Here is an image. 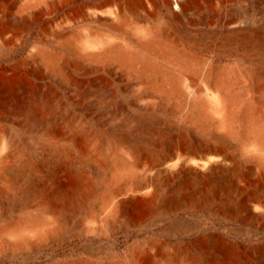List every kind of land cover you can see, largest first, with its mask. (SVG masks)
Instances as JSON below:
<instances>
[{
  "label": "bare ground",
  "instance_id": "1",
  "mask_svg": "<svg viewBox=\"0 0 264 264\" xmlns=\"http://www.w3.org/2000/svg\"><path fill=\"white\" fill-rule=\"evenodd\" d=\"M175 1L177 9L169 1L161 8L169 21L191 15L205 21L212 14L207 5L212 0ZM218 1L225 5L226 18L257 9L262 17H249L264 21V0ZM155 3L0 0V116L17 114L34 131L27 138L0 132V193L21 189L19 199L29 198L33 209L0 227V249L16 251L55 238L63 231L58 207L72 198L81 209L88 199H101L106 220L126 208L141 209V201L160 190L164 211L179 209L186 203L179 197L186 188L221 197L228 202L220 207L222 213H245L263 221L264 229V59L215 62L189 51L177 30L154 18L160 12ZM23 33L32 41L20 49ZM11 44L15 48L9 49ZM12 50L27 55L15 59ZM43 77L75 93L100 141L56 110L52 87L36 82ZM117 79L131 82L114 89ZM90 97L94 100L83 103ZM131 98L137 114L129 123L113 122V102ZM43 165L50 173L38 180L35 173ZM90 165L105 176L90 177ZM92 219L99 216L94 213ZM205 239L195 251L211 248L210 259L185 249L148 264H264L234 258L236 249L218 235Z\"/></svg>",
  "mask_w": 264,
  "mask_h": 264
},
{
  "label": "rangeland",
  "instance_id": "2",
  "mask_svg": "<svg viewBox=\"0 0 264 264\" xmlns=\"http://www.w3.org/2000/svg\"><path fill=\"white\" fill-rule=\"evenodd\" d=\"M158 12L154 18L158 21H167L178 31L179 42L189 51L215 62H258L264 59V21L254 23L250 14L259 19L257 9L253 13H239L231 18L227 17L225 5L218 0L209 1L212 14L208 20H200L191 15L184 21H169L161 13L165 1H169L175 9V0H155ZM255 3L256 0H251ZM203 4L204 1H202ZM259 0L256 1L258 3ZM261 3V2H260ZM228 7V6H226ZM157 9V7H156ZM177 9V8H176ZM225 23V26H223ZM239 26V27H238ZM240 28L238 32H233ZM242 29V30H241ZM72 31L66 28L65 32ZM32 39L29 33H23L18 39L20 49L28 45ZM260 43V46H256ZM261 47V48H259ZM15 46L10 45L9 49ZM30 50V46L28 47ZM12 56L19 59L27 52L12 50ZM22 55V56H21ZM93 77V76H92ZM90 77V78H92ZM86 80H89L86 78ZM45 84L54 90L57 97L56 110L67 113L77 121L79 131L93 133V141L100 138L93 131L94 123L91 118L81 111L79 98L56 79L43 77L36 82ZM131 81H113V88L130 83ZM37 85V84H35ZM104 96V95H103ZM106 101H110L104 96ZM94 100L90 97L83 103ZM116 114L113 122L129 123L137 114L133 98L128 102H113ZM120 120V121H119ZM112 122V124H113ZM7 131L15 136L24 138L34 134L26 123L22 122L17 114L10 117L0 116V132ZM81 134V133H80ZM82 135V134H81ZM80 135V138H81ZM96 165L87 166L90 177H104L106 172ZM154 174L153 170L148 171ZM50 167L43 165L35 173L38 180L47 179ZM49 184L53 179L47 180ZM162 189V187H161ZM21 189L0 193V227L15 222L23 210H31L29 198L19 199ZM162 191L153 199L141 201V209L132 207L121 211L120 215L104 220V203L101 199H88L84 208H79L72 198L65 206H59L57 215L62 220L60 227L63 231L53 239L37 240L30 247L21 250L0 249V264H63L66 262H84L87 264L121 263L126 260H166L175 250H189L197 257L207 259L211 257V248L202 252L195 251L199 243L205 238L218 235L225 244L232 245L237 253L233 256L238 260H264L261 251L264 249L263 221L250 219L245 213L228 216L220 211V207L227 204L221 197H205L197 194L194 188H186L181 199H186L185 205L179 209L164 211L161 205ZM171 196L175 194L170 193ZM22 196V195H21ZM192 198V199H191ZM121 199H125L121 196ZM230 204L237 203L231 200ZM99 216L94 221L93 214ZM91 226L86 229L85 226ZM261 228V229H260ZM205 233V234H204ZM200 237V238H199ZM161 250V255L158 252Z\"/></svg>",
  "mask_w": 264,
  "mask_h": 264
}]
</instances>
